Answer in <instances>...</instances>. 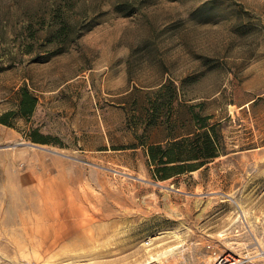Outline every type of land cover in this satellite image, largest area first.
Wrapping results in <instances>:
<instances>
[{
    "label": "rangeland",
    "instance_id": "rangeland-1",
    "mask_svg": "<svg viewBox=\"0 0 264 264\" xmlns=\"http://www.w3.org/2000/svg\"><path fill=\"white\" fill-rule=\"evenodd\" d=\"M22 87L33 114L0 123V264H141L170 230L159 264H264V0H0V115ZM206 116L224 153L155 179L141 144Z\"/></svg>",
    "mask_w": 264,
    "mask_h": 264
},
{
    "label": "trees",
    "instance_id": "trees-1",
    "mask_svg": "<svg viewBox=\"0 0 264 264\" xmlns=\"http://www.w3.org/2000/svg\"><path fill=\"white\" fill-rule=\"evenodd\" d=\"M63 27L55 31V36L63 33ZM37 104V98L27 88L22 87L18 94V103L15 110L0 115V123L13 126L11 117L17 116L29 119ZM194 131L184 135H169L166 144L142 143L146 148L148 165L153 168V177L158 180L171 178L175 174L193 172L203 167L208 160L218 157L224 148L221 140L215 136L217 124H208V116L199 117ZM33 142L43 141L33 132L29 135Z\"/></svg>",
    "mask_w": 264,
    "mask_h": 264
},
{
    "label": "bare ground",
    "instance_id": "bare-ground-1",
    "mask_svg": "<svg viewBox=\"0 0 264 264\" xmlns=\"http://www.w3.org/2000/svg\"><path fill=\"white\" fill-rule=\"evenodd\" d=\"M41 231L42 232L44 231V234L42 236L43 237H45V236L47 237V235L49 234V231H50V227L49 226H47V227L43 226V229ZM163 238L173 239L174 241H177L178 244L174 245V246H170L168 248H165L162 251L153 252V253H150V251L152 249L146 250L147 255L145 256L146 258H144V261L146 260V262H143V263H149V262H151V263H155V262L156 263H160L161 261H164L168 257H171V255L175 251H178L179 249L182 248V240H181V236L179 235L178 231H176V230L171 231L170 230V231H166V232H163V233H159V235L157 237H155L153 240H159V239H163ZM158 246H161V245H158ZM76 257H80V256H76ZM143 263H141V264H143ZM89 264H91V263H89Z\"/></svg>",
    "mask_w": 264,
    "mask_h": 264
},
{
    "label": "crops",
    "instance_id": "crops-1",
    "mask_svg": "<svg viewBox=\"0 0 264 264\" xmlns=\"http://www.w3.org/2000/svg\"><path fill=\"white\" fill-rule=\"evenodd\" d=\"M70 175L71 174L68 173L64 168L62 169L60 167H57L56 164H54L53 166H49L47 179H48L50 184H53V185L58 184L59 185L62 183L64 186H66V184H69V182L71 181ZM76 223L77 222H74V221L70 222L69 221L67 226L72 228V230H74V228L82 227L80 224H76ZM65 240H67V238ZM73 242L74 243H81V241H79L77 239H75V241H73ZM86 242L87 241H85V242L83 241L81 244H84Z\"/></svg>",
    "mask_w": 264,
    "mask_h": 264
},
{
    "label": "built area",
    "instance_id": "built-area-1",
    "mask_svg": "<svg viewBox=\"0 0 264 264\" xmlns=\"http://www.w3.org/2000/svg\"><path fill=\"white\" fill-rule=\"evenodd\" d=\"M150 240L148 239L144 245L145 246H149L150 245ZM208 248L210 249L211 247L208 246ZM214 256L216 255L215 252H213ZM215 261H214V264H246L245 263V260H243V258H241L240 256H237L233 253H223V254H220V255H216L215 256ZM263 258V261H264V256L262 257ZM143 264H159V263H143Z\"/></svg>",
    "mask_w": 264,
    "mask_h": 264
}]
</instances>
